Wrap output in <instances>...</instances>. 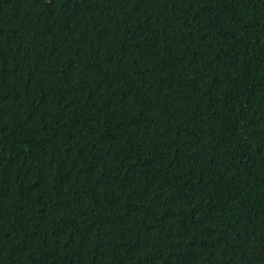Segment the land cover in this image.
<instances>
[{"label":"trees","instance_id":"16d2710c","mask_svg":"<svg viewBox=\"0 0 264 264\" xmlns=\"http://www.w3.org/2000/svg\"><path fill=\"white\" fill-rule=\"evenodd\" d=\"M0 264H264V0H0Z\"/></svg>","mask_w":264,"mask_h":264}]
</instances>
